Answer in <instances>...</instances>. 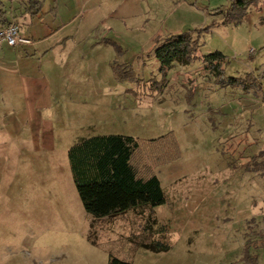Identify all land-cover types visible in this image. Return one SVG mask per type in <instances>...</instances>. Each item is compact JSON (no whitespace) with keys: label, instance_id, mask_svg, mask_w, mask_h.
Segmentation results:
<instances>
[{"label":"rangeland","instance_id":"rangeland-1","mask_svg":"<svg viewBox=\"0 0 264 264\" xmlns=\"http://www.w3.org/2000/svg\"><path fill=\"white\" fill-rule=\"evenodd\" d=\"M41 1L42 12L30 19L22 16L20 0H3L31 44L0 48V66L21 70L0 68V264H108L109 256L131 264H246L249 256L264 264V174L252 170L255 154L236 124L240 115L224 114L226 103L244 98L249 84H262L264 91V0L237 26L213 15L228 0H159V6L156 0ZM189 30H197L199 56H225L220 79L200 58L175 64L164 78L159 72L157 43ZM17 51L28 59L15 60ZM229 78L239 81L229 84ZM12 83L62 88L71 121L77 110L86 125L106 124L114 134L144 140L174 135L181 157L156 171L165 204L151 214L154 237L169 234V251L138 247L145 234L140 217L101 221L85 213L66 168L47 173V181L60 180L50 188L57 205L40 214L34 199L44 190L36 156L19 160L4 150L14 152L11 136L22 129L5 90ZM56 200L65 202L64 212Z\"/></svg>","mask_w":264,"mask_h":264},{"label":"trees","instance_id":"trees-1","mask_svg":"<svg viewBox=\"0 0 264 264\" xmlns=\"http://www.w3.org/2000/svg\"><path fill=\"white\" fill-rule=\"evenodd\" d=\"M257 0H228V6L213 10V15L221 16L222 25L237 26L247 15L249 7ZM24 5V15L30 19L42 12L41 0H20ZM3 0H0V31L11 25H19L9 20ZM15 17H12V19ZM197 30L181 34L166 35L154 48V54L163 78L178 64L187 66L195 59L202 60L205 69L220 79L223 75L224 56L215 52L199 56ZM239 79L229 78L228 83H238ZM223 83L222 80L219 83ZM224 84V83H223ZM69 168L81 205L95 220L114 218L131 212L144 221V237L138 247L153 253L170 250L169 234L159 232L154 237L156 220L153 210L165 204L164 192L156 171L181 157L176 138L169 133L162 137L144 140L132 137L107 136L82 140L71 146L67 153ZM252 170L264 174V152L251 158ZM154 237V238H153ZM134 242V241H133ZM108 264H131L109 256ZM246 264H257L256 258L246 257Z\"/></svg>","mask_w":264,"mask_h":264},{"label":"crops","instance_id":"crops-1","mask_svg":"<svg viewBox=\"0 0 264 264\" xmlns=\"http://www.w3.org/2000/svg\"><path fill=\"white\" fill-rule=\"evenodd\" d=\"M155 2L156 3H153L155 4V6L161 5V1L159 2V0H156ZM136 3L139 2H131L129 3V6L133 7ZM151 9L153 8L150 7V10ZM158 10L159 9L157 8V11ZM21 14H23V12ZM12 17L18 16L12 14L11 12V15L8 16L9 20H12ZM33 46V50L38 52L37 45L34 44ZM19 47L22 48L25 46ZM45 54L46 51L44 52V55ZM14 56L15 60L28 59L25 58L19 51L14 52ZM5 62L6 61H4V63ZM6 64L12 65L13 62L9 60L6 62ZM203 67L205 69L204 65ZM0 68L2 71L16 72L17 75H21V70H18L14 67L8 68L2 65L0 66ZM23 71H25V68ZM208 72L215 78L216 81L217 78L215 77V75L210 71ZM25 75L27 76L28 74ZM245 77V82H247L248 80L250 81V76L247 75ZM11 85L6 86L10 93L7 89L5 90L7 91L9 97V105L13 106L16 115H18L19 117L17 120H15V122L20 126L22 124V129H20L18 132H13L11 136L12 139L10 138L14 142V144L12 143L15 147L14 152L12 148H8V150L4 148V150L7 153H13V155L17 153L19 160L21 159L23 154L36 156L32 159V162L36 166V169L38 171L37 176L41 180L38 182V186L42 187L44 190L42 196L35 197L34 199L37 210L40 208V214L45 213L47 215L49 213H52V211H54V209L56 208L57 204L55 205L54 203L55 199L52 196L53 194L50 192V188L60 180L57 177L53 176L52 178L54 180L51 179L47 181L46 175L48 172H53V170H59L60 172H62L64 168H66V170H69L70 172L67 153L71 146L79 141L94 137L120 136L136 138L132 135L114 134L111 131L110 127L106 124L99 126L96 123L95 125H90L89 123L88 125H86V123L82 119V116L79 115L80 113L77 110H73V113L77 114L75 115L76 117L73 116L75 118L71 121L70 104L63 98L64 90L60 87L54 88L52 85H43L41 89L38 88L37 90L34 83H12ZM249 85L251 87H249L248 90L246 89L243 93L244 98L242 97L237 99V101L226 103L227 106L224 114L235 115V113H238L240 115L236 124H241V128L237 127V130H239V128L240 130L242 129L241 132L244 133V137H250L251 142L249 143L248 147H250L253 150L254 154L257 155L261 152H264V91L262 93L259 91L263 89L262 84L256 85L254 83ZM253 89L257 90L259 93H253ZM251 94L253 95L251 96ZM82 112H84V110H82ZM224 114L222 115L225 116ZM224 121H226V118L224 119ZM243 123L246 125V127H244ZM85 128L86 131H88L87 133L85 132V135H82V137H75L77 131H81ZM159 182L161 188H163L160 179ZM56 201L58 202L59 200ZM64 206L65 202H58V209L60 211L64 212ZM122 216L131 217L133 215L131 212H127ZM107 219L111 218H103L100 220L104 221ZM166 263L167 262H164L163 264Z\"/></svg>","mask_w":264,"mask_h":264},{"label":"built area","instance_id":"built-area-1","mask_svg":"<svg viewBox=\"0 0 264 264\" xmlns=\"http://www.w3.org/2000/svg\"><path fill=\"white\" fill-rule=\"evenodd\" d=\"M5 43L8 47L29 46L31 41L20 36L17 26L11 25L0 31V48Z\"/></svg>","mask_w":264,"mask_h":264}]
</instances>
